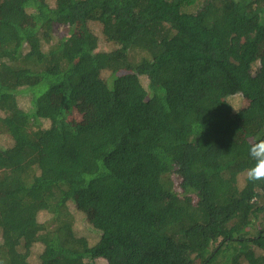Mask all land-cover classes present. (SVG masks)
Returning a JSON list of instances; mask_svg holds the SVG:
<instances>
[{
	"label": "trees",
	"instance_id": "obj_1",
	"mask_svg": "<svg viewBox=\"0 0 264 264\" xmlns=\"http://www.w3.org/2000/svg\"><path fill=\"white\" fill-rule=\"evenodd\" d=\"M259 134L264 0H0V264H264Z\"/></svg>",
	"mask_w": 264,
	"mask_h": 264
},
{
	"label": "rangeland",
	"instance_id": "obj_2",
	"mask_svg": "<svg viewBox=\"0 0 264 264\" xmlns=\"http://www.w3.org/2000/svg\"><path fill=\"white\" fill-rule=\"evenodd\" d=\"M103 46V45H102ZM258 67V63H256L253 66V70H255ZM143 83H144V79H142ZM228 101L230 102V104L232 105L233 109L235 111H237V109L239 108H245L247 107L248 101L247 99H245L244 97H241L240 94H235L232 96L228 97ZM20 105L23 107H26L27 104V99L26 97L20 98ZM93 119V113H90V107L87 105V103H79L76 106L73 107V109L70 111L69 115L67 116V120L71 123V124H76V123H89L91 122ZM48 121L47 120H43V124L42 127H46L48 126ZM256 126H257V121L254 120H244L242 122V126L241 129L239 131L238 134L235 135V138L237 140H240L241 138H243L245 136L246 133H250L249 139L252 138L255 135L256 132ZM256 139H253L251 142H255L258 141L260 139H264L263 134H259ZM1 143L4 144V141L2 140ZM249 162L247 163H243L241 165H238V169L243 171L245 167H247L250 163L251 160H247ZM241 168V169H240ZM244 180V176H243V172H241L238 175V184L240 186H242L243 181ZM78 206V208L81 207L82 203L80 201H76L75 202ZM73 205L72 203L69 204V208L70 211L72 213L73 216V223H74V228L77 232V234H81L86 236L89 240H93L94 238V233L90 230V227L88 226V222L85 220V217L83 215V213L81 211H79L76 206ZM48 213L46 211H41L38 214V219L40 221H45L48 218ZM91 219V218H90ZM254 224L253 226L246 228L247 231L250 232V234H253L255 230H257L259 227H264V212H260L258 214H256L255 218H253ZM224 249L221 250L220 254H217L216 258L213 260L212 263L210 264H231V259H232V255H233V250L231 249V247H223ZM40 250V246L39 245H35L31 251V255L29 257V259L33 262H37V253ZM256 253H259V250H256ZM105 263L103 260L99 259L98 260V264H103ZM241 264H247L246 260H241Z\"/></svg>",
	"mask_w": 264,
	"mask_h": 264
},
{
	"label": "clouds",
	"instance_id": "obj_3",
	"mask_svg": "<svg viewBox=\"0 0 264 264\" xmlns=\"http://www.w3.org/2000/svg\"><path fill=\"white\" fill-rule=\"evenodd\" d=\"M248 155L253 163L243 172L245 180L251 183L264 182V139L252 142Z\"/></svg>",
	"mask_w": 264,
	"mask_h": 264
}]
</instances>
